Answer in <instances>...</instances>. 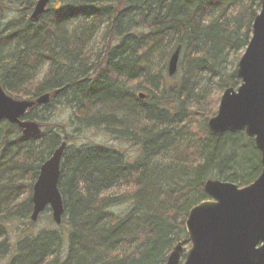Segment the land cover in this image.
<instances>
[{"label":"trees","instance_id":"1","mask_svg":"<svg viewBox=\"0 0 264 264\" xmlns=\"http://www.w3.org/2000/svg\"><path fill=\"white\" fill-rule=\"evenodd\" d=\"M52 1L33 21L37 0H0L1 85L15 98L50 91L48 104L62 96L86 126L114 130L140 152H66L63 219L34 230V182L73 130L54 122V130L27 136L0 120V264H165L180 240L190 245L185 221L209 197L208 178L244 186L262 170L254 138L213 134L208 124L220 100L211 95L241 82L238 62L262 0ZM131 81L136 87L125 89ZM97 104L133 113L142 127H123L112 113L87 117Z\"/></svg>","mask_w":264,"mask_h":264},{"label":"water","instance_id":"2","mask_svg":"<svg viewBox=\"0 0 264 264\" xmlns=\"http://www.w3.org/2000/svg\"><path fill=\"white\" fill-rule=\"evenodd\" d=\"M52 0H37L30 18L38 21ZM252 37L238 62V86L223 92L217 113L208 120L210 131L244 130L254 138L261 154L262 170L250 183L208 178L204 190L210 198L190 208L185 221L191 248L185 254L183 241L174 245L165 264H264V0L254 19ZM181 47L172 53L167 70L178 72ZM141 97L146 93L140 92ZM51 92L36 99L15 98L0 83V120L17 123L25 135L40 134V122L25 118L28 108L51 100ZM68 141L56 146L42 163L34 182L32 220L52 209L56 223L65 212L60 190L61 165Z\"/></svg>","mask_w":264,"mask_h":264},{"label":"rangeland","instance_id":"3","mask_svg":"<svg viewBox=\"0 0 264 264\" xmlns=\"http://www.w3.org/2000/svg\"><path fill=\"white\" fill-rule=\"evenodd\" d=\"M53 2V1H52ZM51 3V2H50ZM49 3V4H50ZM48 8V7H47ZM74 27V23H71L69 28L71 29ZM48 68V63L45 62L41 67L39 72L37 73L38 76L44 77L46 70ZM137 85V82L131 81L129 83H126L124 85L125 89H134ZM219 92H216L215 94H212L211 96L214 97V101H216V98L218 96L219 99L221 98V95H218ZM211 96L208 97V100H211ZM24 98V96H22ZM65 98L62 96L55 97V100L51 104H43L42 105H35L31 107V109L27 112L28 115L35 119L39 118L48 120V126L43 125V130H54L56 128L55 126H52L54 122L56 123H62V125H66L64 129L72 132V139L68 140L69 145L67 147L66 152L68 154H71L72 152H77V150L81 151H87L90 148L97 147L99 145H111L112 147L116 148L117 150H123L129 156L135 157L139 154V149L136 145L131 144L130 141H128L125 138H116L118 136V133L116 131H111L110 129L107 130L102 127H96V126H86L83 121L84 118L82 116H78L75 114V109L70 107L64 100ZM212 102V101H211ZM213 103V102H212ZM220 100H218V104L214 105L217 110L219 107ZM113 104L108 105H100L97 104L94 107H90L87 109L88 114L87 117L91 118H98V116L102 115H108L113 114L117 119L116 122H120L121 126L128 127L133 130L140 129L142 126V121L138 116H135L133 113H129L128 111H125L124 109H115V106H112ZM113 126H116V123H112ZM60 128V130H64ZM65 131V130H64ZM63 137H65V134H63ZM157 162H161V159H156ZM52 211L50 207H47L44 212L40 214V216L35 221L34 230H38L41 228H45L49 225H53V219H52ZM191 246L189 244L185 245L184 252H187Z\"/></svg>","mask_w":264,"mask_h":264}]
</instances>
